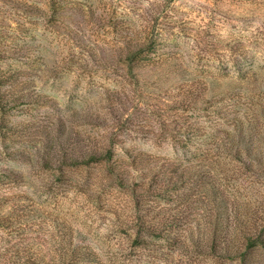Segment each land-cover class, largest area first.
I'll use <instances>...</instances> for the list:
<instances>
[{
    "label": "rangeland",
    "instance_id": "rangeland-1",
    "mask_svg": "<svg viewBox=\"0 0 264 264\" xmlns=\"http://www.w3.org/2000/svg\"><path fill=\"white\" fill-rule=\"evenodd\" d=\"M255 230L264 0H0V264H239Z\"/></svg>",
    "mask_w": 264,
    "mask_h": 264
},
{
    "label": "trees",
    "instance_id": "trees-1",
    "mask_svg": "<svg viewBox=\"0 0 264 264\" xmlns=\"http://www.w3.org/2000/svg\"><path fill=\"white\" fill-rule=\"evenodd\" d=\"M242 240H248L249 243L245 246L242 242L241 246H238L234 251L237 257H239V264H253L252 263V250L257 247L264 246V235L258 234L257 230L242 237ZM252 249V250H251Z\"/></svg>",
    "mask_w": 264,
    "mask_h": 264
}]
</instances>
